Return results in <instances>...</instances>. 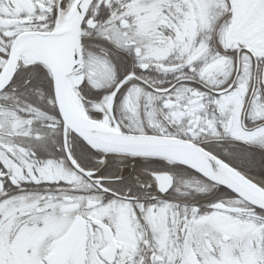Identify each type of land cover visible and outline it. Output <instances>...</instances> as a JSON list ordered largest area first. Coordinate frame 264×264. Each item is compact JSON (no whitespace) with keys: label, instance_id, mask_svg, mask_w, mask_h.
Masks as SVG:
<instances>
[{"label":"snow or ice","instance_id":"1","mask_svg":"<svg viewBox=\"0 0 264 264\" xmlns=\"http://www.w3.org/2000/svg\"><path fill=\"white\" fill-rule=\"evenodd\" d=\"M0 264H264V0H0Z\"/></svg>","mask_w":264,"mask_h":264}]
</instances>
